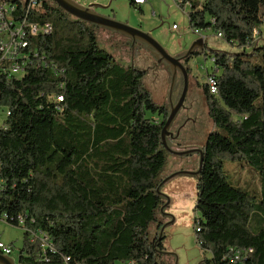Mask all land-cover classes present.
Instances as JSON below:
<instances>
[{
	"label": "trees",
	"instance_id": "16d2710c",
	"mask_svg": "<svg viewBox=\"0 0 264 264\" xmlns=\"http://www.w3.org/2000/svg\"><path fill=\"white\" fill-rule=\"evenodd\" d=\"M182 1L191 4V27L221 32L236 49L209 51L220 71L213 72L216 94L201 86L212 128L204 138L188 131L175 142L184 149L198 140L203 150L194 222L197 243L210 256L199 264H264V0ZM46 7L34 20L48 21L52 31L32 45L47 66L27 67L20 78L0 75V105L7 108L0 219L23 228L19 262L172 264L171 253L161 252L164 233L157 240L165 203L157 187L170 154L160 131L169 105L153 100L143 70L118 64L99 47L97 32L110 30ZM226 161L258 172L260 201L228 182ZM38 231L52 245L44 254L38 239L30 241ZM236 254L241 263H233Z\"/></svg>",
	"mask_w": 264,
	"mask_h": 264
},
{
	"label": "rangeland",
	"instance_id": "374dc122",
	"mask_svg": "<svg viewBox=\"0 0 264 264\" xmlns=\"http://www.w3.org/2000/svg\"><path fill=\"white\" fill-rule=\"evenodd\" d=\"M82 6L94 5V9L105 16H109L117 21L126 23L131 27L147 32L150 36L170 55H178L187 49L199 38L204 40L205 52L201 51L191 55L187 65L190 70V77L201 87L205 84L206 76L213 72L219 74L220 71L214 65L213 58L209 55L210 49L236 51L225 39L218 37L212 28L200 29V34L192 32L187 13L189 7L182 9L175 0H146L141 4V10L137 5H132L130 0H75ZM173 25L176 28H173ZM262 30L264 32V25ZM99 47L111 54L114 60L124 66H134L145 72L143 79L144 86L157 104L168 103V90L171 74L166 70L165 64L162 67L155 65V55L152 50L144 44L134 42L131 45L129 38L105 30H99ZM257 33V40L262 43V37ZM130 42V43H129ZM196 52V51H195ZM234 72V71H233ZM235 76H241L238 71V64L235 67ZM188 80L189 76H188ZM194 84V82H193ZM183 88V78L180 72L177 73L173 92L172 103L179 98ZM188 90V89H187ZM202 92V91H201ZM191 100V99H190ZM196 113L186 114L190 116L188 123L191 125L187 131L196 132L201 138L212 128V124L207 115L206 100L202 96L196 101ZM170 107V106H169ZM195 114V115H194ZM7 115V108L0 105V126ZM152 119L159 121L161 117L149 115ZM176 126V122H175ZM196 126V130L193 127ZM167 144L171 146L168 143ZM174 149H179L172 147ZM179 156L168 154L167 160L162 170V180L178 171L194 170L198 167L197 157ZM228 182L236 187H240L249 194L255 196V201H260V181L256 170L241 162L226 161L223 165ZM161 192L168 196L167 206L158 212V221L161 225L167 224L164 228L163 245L166 251L171 253L172 264H199L203 257H209L208 252L203 253L195 235L194 218L198 213L194 210L197 196V177L190 174H176L161 186ZM152 226H154L152 224ZM152 226L150 228L153 232ZM24 232L22 227L11 225L7 221L0 219V241L12 246L11 254L14 264L19 262V250L23 246ZM169 255H163L162 260ZM166 260V259H165ZM28 264V263H26ZM84 264V263H79ZM114 264H127V262L116 261Z\"/></svg>",
	"mask_w": 264,
	"mask_h": 264
},
{
	"label": "built area",
	"instance_id": "2783aa9c",
	"mask_svg": "<svg viewBox=\"0 0 264 264\" xmlns=\"http://www.w3.org/2000/svg\"><path fill=\"white\" fill-rule=\"evenodd\" d=\"M182 9L190 8L189 1L175 0ZM144 0H133L134 4H142ZM46 4H53L50 0H24L17 4L10 0L0 1V75L6 77H22L27 72V67L47 66L37 49L32 47L33 37L40 34H49L51 24L46 21L41 24L34 17L45 12ZM173 28H176L173 25ZM192 32L201 35L200 30L193 28ZM257 34V33H256ZM222 37L221 32H216ZM206 86L209 93H217L216 79L213 73L206 76ZM60 99V97H58ZM20 224L22 218L19 217ZM195 230L198 228L195 225ZM39 240L40 248L45 253L46 248H52L47 235L41 231L31 232L30 241ZM13 248L0 241V253L10 255ZM44 256V255H42ZM69 258L64 257L62 264H68ZM233 263H241V257L236 254ZM128 264H133L128 262Z\"/></svg>",
	"mask_w": 264,
	"mask_h": 264
},
{
	"label": "water",
	"instance_id": "95a60500",
	"mask_svg": "<svg viewBox=\"0 0 264 264\" xmlns=\"http://www.w3.org/2000/svg\"><path fill=\"white\" fill-rule=\"evenodd\" d=\"M53 4L61 8L67 14L73 16L77 20L84 21L89 24H93L97 27L108 29L114 33H119L121 35L127 36L132 39V41H140L146 45L147 48L154 52V55L157 59V63L166 62L165 69L170 71V85L168 90V100H169V113L166 117V120L160 131V139L164 149L174 155L186 156L194 153L198 154V167L196 170H182L170 174L165 177L157 187V193L165 198V203L161 206L160 210L162 211L164 207L167 206L166 201L168 200V196L160 191V187L166 181L174 177L176 174H190L195 175L198 179L199 173L201 171L202 162H203V150L201 148H189L184 150H175L172 149L167 144V136L170 134L169 128L180 110L183 106V101L185 99V95L188 88V71L184 64L187 62L189 57L195 53L196 50L204 49V40L202 37H199L192 46L184 51L182 54L178 55H170L168 54L151 36L149 33L141 31L140 29L129 26L126 23H122L117 21L109 16H105L103 14L98 13L94 9V5L82 6L78 4L75 0H50ZM180 72L183 78V88L181 94L175 103L171 101V95L173 92V87L176 79L177 73ZM178 134V132H177ZM167 224H163L159 226L157 240L160 241L162 239V234L164 228ZM163 253H168L167 251H161ZM0 264H14V260L12 257L8 255H3L0 253Z\"/></svg>",
	"mask_w": 264,
	"mask_h": 264
},
{
	"label": "flooded vegetation",
	"instance_id": "af4514ba",
	"mask_svg": "<svg viewBox=\"0 0 264 264\" xmlns=\"http://www.w3.org/2000/svg\"><path fill=\"white\" fill-rule=\"evenodd\" d=\"M0 1H2V0H0ZM10 1H13V2H15V3H17V4H21L22 2H24V0H10ZM26 1V0H25ZM124 36V35H123ZM126 38H129V37H127V36H125ZM130 39V41L132 42L131 43V45L133 46L134 45V42H137V43H139V44H144V43H142V42H140V41H138V40H136V41H132V39L131 38H129ZM130 43V42H129ZM145 45V44H144ZM146 46V45H145ZM205 46L206 45H204V49H205ZM32 47H35L34 45H32ZM36 48V47H35ZM37 49V48H36ZM201 50V51H203V52H205V50ZM37 51H38V49H37ZM200 52V50H196V54L197 53H199ZM183 53V52H182ZM182 53H180V54H182ZM194 53V54H195ZM190 58H191V56L189 57V59H188V61L190 60ZM188 61L187 62H184V64H185V66H186V68H187V71H188V76H189V74H190V70H189V67H188V65H187V63H188ZM155 65L157 66L158 65V67H162L163 68V66H161V64L163 65V64H165L166 65V62H161V63H157V59L155 58ZM189 79L190 80H188V90H187V92H186V95H185V99H184V101H183V106L180 108V110L178 111V113L176 114V116H178V118H177V121H176V123H178L177 124V126H176V129L174 128L173 129V127L170 129L169 128V131H170V134L167 136V139H171L170 141L172 142L170 145V147L172 148V147H176L175 146V142H177L178 141V139H179V137L180 136H182V134L184 135L186 132H188L187 130H189L190 129V127H191V125L188 123V119H190V116H184L183 117V114L181 115L180 114V112H182V111H186V114L188 115V113H193V110H195V113H196V101L198 100V98H199V95H200V97L202 96V98L203 99H205L206 100V97H205V94L203 93V91H202V87H200L199 86V84L196 82V81H194L191 77H189ZM193 82H194V84H193ZM202 91V92H201ZM191 99V100H190ZM195 115V114H194ZM176 116H175V118H176ZM174 118V119H175ZM174 121V120H173ZM173 123V122H172ZM172 125V124H171ZM171 127V126H170ZM194 128V130H196V126L195 127H193ZM177 132H178V134H177ZM200 146H201V142H199L198 140H196L194 143H192L191 144V146H188L187 148H184V149H189V148H200ZM177 148V147H176ZM172 149H174V148H172ZM184 149H181V150H184ZM175 150H179V149H175ZM195 155L198 157V154L197 153H195ZM187 156V155H186ZM189 161H190V158H189ZM194 170H196V169H194ZM12 254V253H11ZM11 254L10 255H8V256H10L11 257Z\"/></svg>",
	"mask_w": 264,
	"mask_h": 264
},
{
	"label": "crops",
	"instance_id": "0c3cea01",
	"mask_svg": "<svg viewBox=\"0 0 264 264\" xmlns=\"http://www.w3.org/2000/svg\"><path fill=\"white\" fill-rule=\"evenodd\" d=\"M145 1H146V0H144V2H143L142 4H145ZM134 5H137V8H139V9L141 8V4H134ZM140 10H141V9H140ZM20 264H22V263H20Z\"/></svg>",
	"mask_w": 264,
	"mask_h": 264
}]
</instances>
